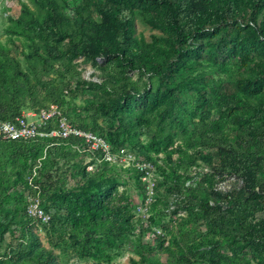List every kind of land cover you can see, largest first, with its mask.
Returning <instances> with one entry per match:
<instances>
[{"label": "rangeland", "instance_id": "1", "mask_svg": "<svg viewBox=\"0 0 264 264\" xmlns=\"http://www.w3.org/2000/svg\"><path fill=\"white\" fill-rule=\"evenodd\" d=\"M82 1L59 0L60 11L72 19ZM228 1L213 0L217 5ZM233 1L240 9L234 20L212 15L199 33L183 39L167 25L163 3L130 0L136 12L135 35L143 45L130 68L118 56L73 55L68 39L61 42L64 55L49 57L46 31L27 21L30 15L41 20L46 9L33 0H0V61L8 72L0 91L9 110L6 117L18 108L19 115L34 119L40 109L56 104L68 128L94 136L77 137L73 147L61 148V141L45 144L43 156L21 176L16 167L0 161V230L9 223L0 238V260L10 259L7 264H133L144 253L150 259L146 264H169L174 256L202 264H264V252L249 246L238 230L229 233L210 227L194 215L205 204L228 208L237 196L238 202L249 203L242 178L222 170L224 161L217 148L192 140L196 122L217 121L228 143L246 152L255 148L246 126L258 124L263 158L259 176L264 180V116L249 118L264 102V35L256 40L251 36L252 27L264 24V0ZM24 6L29 12L22 11ZM144 9L162 27L146 21L140 14ZM83 15L100 17L93 3ZM19 17L26 21L16 22ZM228 23L233 27L226 31ZM150 59L159 64L162 74L143 66ZM172 69L176 72L171 79L163 77ZM127 91L131 95L124 99ZM114 99H121L122 109L144 126L133 139L118 134L122 125L113 115L95 110L98 103ZM201 99L206 100L204 107L197 106L196 100ZM47 126L55 130L48 136L63 137L58 135L60 120H49ZM154 132L172 135L166 150L151 152L141 147ZM46 154L50 162L41 170ZM101 186L109 192L110 204L125 209L119 254L102 261L53 246L45 222L29 208L37 204L50 215L56 211L55 192ZM260 206H253L252 221H264ZM59 211L63 213L65 207Z\"/></svg>", "mask_w": 264, "mask_h": 264}, {"label": "trees", "instance_id": "2", "mask_svg": "<svg viewBox=\"0 0 264 264\" xmlns=\"http://www.w3.org/2000/svg\"><path fill=\"white\" fill-rule=\"evenodd\" d=\"M33 1L46 9L45 15L41 20L30 15L27 21L36 24L41 31H46L45 50L49 57L64 55L65 51L60 48L61 42L68 39V50L73 55H82L86 59H94L98 56H118L125 64L133 68V56L143 49V45L141 38L135 35L133 24L136 12L129 5L130 0H83L81 5L76 8V16L72 19L60 11L59 0ZM138 1L163 3L167 9V25L172 28L177 36L183 39L199 33L202 25L212 15L216 14L232 21L240 12L239 6L233 0H229L225 5H217L213 0ZM91 3L95 5V9L100 14L98 19L83 15V10ZM22 11L29 12L26 6L22 8ZM140 14L152 26L162 27L161 21L147 9L141 10ZM25 21L24 17L16 19L18 23ZM227 25L226 31L233 27V24L228 23ZM251 29L253 40L264 35L262 22L259 26H254ZM51 41L54 42L50 43ZM143 66L162 74L159 70V64L154 59L144 62ZM173 72H176V69H172V72H166L163 77L169 80L173 77ZM7 77L8 72L0 61V82L3 83ZM130 95V92L127 91L124 99H128ZM196 103L197 106L204 107L206 100H196ZM122 108L121 99L100 102L95 105V110L103 109L119 121L122 128L118 130V134L123 132L127 134V137L133 139L138 136L140 131H143L144 126ZM8 112L3 94L0 91V117L5 120H12L19 115L18 108L9 118L6 117ZM162 116L164 117V114L159 115L160 118ZM263 116L264 102L249 115V118H262ZM178 120L182 122L183 118H178ZM218 124L217 121L211 125L204 120L196 122L192 130V140L194 143L217 148L224 161L222 170L242 178L243 194L245 192V198L249 203L238 202L239 196H237L233 198L232 201L235 202L233 204L231 202V206L228 208L222 209L205 204L194 212V215L210 227L225 228V231L229 233L238 230L249 246L264 252V221H252L250 219V216L254 215V205L261 204L264 207L262 204L264 201V180L259 176L263 158L259 144L260 136L256 134L259 125L249 124L246 126L249 129L250 141L255 147L253 151L246 152L230 145L225 135L220 131ZM46 129L51 130L53 128L47 126ZM77 137L79 136L38 135L26 140L0 138V161L3 164L16 167L19 171L18 175L21 176V171L27 170L37 159L43 156L45 144L52 143L53 146L57 141H61L63 145L59 147H73L79 139ZM172 141V135L162 136L154 132L149 141L141 147L151 152H159L166 150ZM178 149L182 151L180 147ZM171 152L168 150V156L171 155ZM49 162L50 156L46 154L41 159V170L45 169ZM55 196L53 207H56V211L51 213L48 222H45L46 234L53 246L61 248L64 253L70 251L80 258H93L102 261H110L119 254L118 248L122 244L124 236L120 224L123 219L127 220L125 209L123 206L110 204L109 192L107 193L104 187L101 186L98 190L82 187L65 193L55 192ZM4 197L5 201L8 202L7 196ZM20 207L21 205H18L14 211H18ZM62 207H65L63 213L59 211ZM1 226L0 238L2 239L9 229V223H4ZM32 244L31 241L25 245L23 251H26ZM145 255L141 253L140 260L133 259V264H146L147 261H150ZM9 260H0V264H7ZM169 264L202 263L195 259L191 260L190 257L174 256Z\"/></svg>", "mask_w": 264, "mask_h": 264}, {"label": "built area", "instance_id": "3", "mask_svg": "<svg viewBox=\"0 0 264 264\" xmlns=\"http://www.w3.org/2000/svg\"><path fill=\"white\" fill-rule=\"evenodd\" d=\"M49 120H60V128L58 135L68 137L69 135H77L81 138L92 137V133H85L81 130L71 129L65 124L63 120L66 118L62 115L60 108L56 104H50L48 108H42L35 113L34 119H28L26 115H17L12 120H5L0 117V138L1 139H30L35 136H45L54 134L55 130H47ZM37 213L44 222H48L50 215L46 214L42 209L34 204L29 211Z\"/></svg>", "mask_w": 264, "mask_h": 264}]
</instances>
